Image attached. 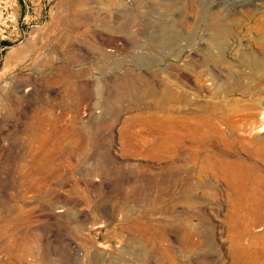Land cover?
Returning a JSON list of instances; mask_svg holds the SVG:
<instances>
[{"label": "rangeland", "instance_id": "374dc122", "mask_svg": "<svg viewBox=\"0 0 264 264\" xmlns=\"http://www.w3.org/2000/svg\"><path fill=\"white\" fill-rule=\"evenodd\" d=\"M261 148L264 0H0V264H264Z\"/></svg>", "mask_w": 264, "mask_h": 264}, {"label": "bare ground", "instance_id": "6f19581e", "mask_svg": "<svg viewBox=\"0 0 264 264\" xmlns=\"http://www.w3.org/2000/svg\"><path fill=\"white\" fill-rule=\"evenodd\" d=\"M190 23V22H189ZM188 23V24H189ZM192 32V31H191ZM188 34H190V33H188ZM188 37H189V35H188ZM186 81H187V83L189 84V86L190 87H192V88H194V81L190 78V76H189V74L187 75V78H186ZM162 91V90H161ZM163 92V91H162ZM203 93V92H202ZM161 95H162V93H161ZM192 106V105H191ZM150 109V108H149ZM148 109V110H149ZM192 109V108H191ZM197 111V110H196ZM196 113V112H195ZM198 114L197 115H195L193 118L191 117V118H188V119H186V122H185V125H186V127L187 128H189V130L190 131H193V130H195V129H202L203 130V132H209L210 134L211 133H213V134H215V135H217L218 136V138L220 137H223L222 136V134L220 133V131H219V128H217L216 126H214L213 124H211L210 122H209V120H207V119H211V117H209V118H207L206 119V117L205 116H202V115H200V110L197 112ZM194 114V113H193ZM223 122V121H222ZM166 126V125H165ZM207 127L208 129L207 130H205V128L204 127ZM171 127V126H170ZM198 127V128H197ZM169 130V129H168ZM184 130V129H183ZM171 131H173V130H171ZM185 131V130H184ZM173 133H176L175 131H173ZM209 134V135H210ZM180 136V135H179ZM188 136V135H187ZM207 136V135H206ZM208 137H210V136H208ZM220 140V139H219ZM225 140V139H224ZM228 141V140H227ZM229 144V143H228ZM245 147V146H244ZM256 150V149H255ZM257 151V150H256ZM227 155V154H226ZM258 155L259 156H261L262 158H264V148H261V150H258ZM256 156V155H255ZM246 164V163H245ZM247 165V164H246ZM249 168V167H248ZM245 170V169H244ZM256 170V169H255ZM248 171V170H247ZM225 172H227V171H225ZM241 173H243V172H241ZM241 175V174H240ZM253 175H254V173H253ZM249 178H251V176L249 177ZM253 178V177H252ZM255 179V178H254ZM233 180V179H232ZM237 180V179H236ZM259 181V180H258ZM258 181H256V182H258ZM262 181V180H261ZM247 182V181H246ZM235 183H236V181H235ZM255 183V182H254ZM232 187V186H231ZM260 187H261V185H260ZM264 187V186H263ZM242 188V187H241ZM247 188V187H246ZM260 188H258L257 186H255V187H253V188H251L250 190H249V192H248V198H249V204H247V205H249V208L251 207V208H253L255 205H256V202L257 201H259L258 199V197L256 196V193L258 192V190H259ZM257 190V191H256ZM260 191H261V189H260ZM261 192H264V190L263 191H261ZM262 194V193H261ZM264 194V193H263ZM258 195V194H257ZM260 196V195H259ZM262 196V195H261ZM242 197V196H241ZM233 201V200H232ZM239 201V200H238ZM238 203V202H237ZM261 204H259V206H260ZM238 206V205H237ZM262 206H263V203H262ZM240 207V206H239ZM248 208V209H249ZM237 209V208H236ZM251 210V209H250ZM249 212V211H248ZM252 212V211H251ZM253 212H255V210L253 211ZM257 212V211H256ZM258 214V213H257ZM259 215V214H258ZM264 215V214H263ZM247 216V215H246ZM229 217V216H228ZM250 218V217H249ZM249 218H247V219H249ZM246 219V220H247ZM244 222V221H243ZM243 222H241V223H243ZM246 222V221H245ZM235 224V223H234ZM239 224V223H238ZM243 225H244V223H243ZM196 227V226H195ZM236 227V226H235ZM243 227V226H242ZM253 228V227H252ZM262 228V227H261ZM246 229H247V227H246ZM245 230V229H244ZM244 230H241V232H243ZM253 230V229H252ZM240 234V233H239ZM240 237H241V235H239ZM258 236V235H257ZM259 236H260V234H259ZM235 237V236H234ZM242 238V237H241ZM247 238V237H246ZM245 238V239H246ZM236 240H239V239H236ZM243 240V239H242ZM251 240V239H250ZM252 240H254V239H252ZM257 240V239H256ZM239 242V241H238ZM237 242V243H238ZM248 242V241H247ZM257 242H258V240H257ZM239 244V243H238ZM242 244V243H241ZM255 244V243H254ZM237 245V244H236ZM253 245V244H252ZM257 245V244H256ZM255 245V246H256ZM248 247H250L249 246V244H248ZM241 248V247H240ZM247 248V247H246ZM249 249V248H248ZM245 251V250H244ZM247 251V250H246ZM250 251V250H249Z\"/></svg>", "mask_w": 264, "mask_h": 264}]
</instances>
